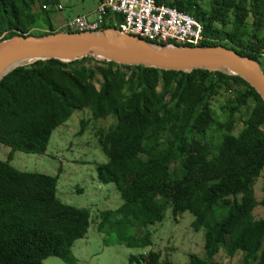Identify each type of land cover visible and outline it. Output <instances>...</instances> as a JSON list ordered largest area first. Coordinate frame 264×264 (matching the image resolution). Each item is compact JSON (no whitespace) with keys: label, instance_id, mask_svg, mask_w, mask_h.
Wrapping results in <instances>:
<instances>
[{"label":"trees","instance_id":"1","mask_svg":"<svg viewBox=\"0 0 264 264\" xmlns=\"http://www.w3.org/2000/svg\"><path fill=\"white\" fill-rule=\"evenodd\" d=\"M157 1L201 23L199 46H223L264 72V0ZM58 2L0 0V42L32 35L37 6ZM220 95L222 117L211 102ZM79 110L95 121L116 119L97 134L108 159L97 176L115 184L123 204L100 214L101 232L110 227L118 243L146 248L147 227L162 222L168 209L175 219L189 212L193 229L204 230L205 256L191 255L188 264H216L221 250L231 258L242 253L243 264H264V218L253 214L254 185L264 170L260 95L220 71H165L93 57L37 61L0 81V143L11 148L0 160V264H42L49 257L76 263L72 248L89 231V209L61 202L59 175L22 172L11 161L17 151L45 154L54 131ZM129 264H160V255H131Z\"/></svg>","mask_w":264,"mask_h":264},{"label":"rangeland","instance_id":"2","mask_svg":"<svg viewBox=\"0 0 264 264\" xmlns=\"http://www.w3.org/2000/svg\"><path fill=\"white\" fill-rule=\"evenodd\" d=\"M98 3V0H59L58 5L62 4L63 10H58L57 5L45 10L41 4L35 9L39 19L31 34L39 36L66 31L64 26L70 19L85 15L94 18L93 13ZM204 6L209 8L208 3ZM224 101L223 95L211 101L213 110L220 117L223 115L221 105ZM115 124L116 119L113 117L95 121L89 110L76 111L54 131L45 154L17 151L11 165L22 172L59 175L57 197L61 202L89 209V231L72 248L77 260L75 264H129L131 255H144L149 260V253L152 251L160 255V264H188L190 256L194 254L204 257V230L193 229L194 216L189 212L175 219L171 209H168L162 222H155L147 227L151 245L146 248H130L124 243H118L116 237L111 235L112 232H109L112 231L110 227L108 233L99 230L100 214L107 210H117L123 204L115 184H103L97 176L98 165L108 161L98 146L97 134ZM10 152L11 148L0 143L1 161H6ZM254 195L256 206L253 214L256 219H262L264 207L260 202L264 198V170L255 182ZM142 231L138 230L137 234L141 235ZM243 257L242 253H238L231 258L226 251L221 250L213 261L216 264H243ZM42 264L66 263L60 258L49 257Z\"/></svg>","mask_w":264,"mask_h":264},{"label":"water","instance_id":"3","mask_svg":"<svg viewBox=\"0 0 264 264\" xmlns=\"http://www.w3.org/2000/svg\"><path fill=\"white\" fill-rule=\"evenodd\" d=\"M85 57L165 71L205 69L239 76L264 101V72L254 59L223 46H164L108 28L98 32L19 34L0 42V81L14 69L37 61L70 63Z\"/></svg>","mask_w":264,"mask_h":264},{"label":"built area","instance_id":"4","mask_svg":"<svg viewBox=\"0 0 264 264\" xmlns=\"http://www.w3.org/2000/svg\"><path fill=\"white\" fill-rule=\"evenodd\" d=\"M93 17L77 16L65 32H98L114 28L149 43L164 46H199L203 26L190 14L157 0H98ZM45 10L49 6L43 5ZM58 10H63L61 4ZM61 29V28H60Z\"/></svg>","mask_w":264,"mask_h":264},{"label":"crops","instance_id":"5","mask_svg":"<svg viewBox=\"0 0 264 264\" xmlns=\"http://www.w3.org/2000/svg\"><path fill=\"white\" fill-rule=\"evenodd\" d=\"M61 5H62V4H61ZM95 10H96V9H95ZM95 10H94V11H95ZM93 14H94V13H93ZM50 33H51V32H49V34H50Z\"/></svg>","mask_w":264,"mask_h":264}]
</instances>
